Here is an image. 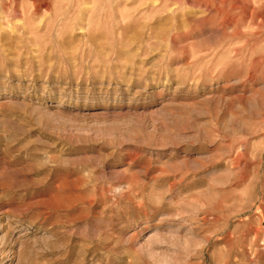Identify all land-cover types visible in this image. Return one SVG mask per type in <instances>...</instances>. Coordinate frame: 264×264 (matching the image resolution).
I'll return each mask as SVG.
<instances>
[{"label":"rangeland","instance_id":"374dc122","mask_svg":"<svg viewBox=\"0 0 264 264\" xmlns=\"http://www.w3.org/2000/svg\"><path fill=\"white\" fill-rule=\"evenodd\" d=\"M0 264H264V0H0Z\"/></svg>","mask_w":264,"mask_h":264},{"label":"bare ground","instance_id":"6f19581e","mask_svg":"<svg viewBox=\"0 0 264 264\" xmlns=\"http://www.w3.org/2000/svg\"><path fill=\"white\" fill-rule=\"evenodd\" d=\"M234 5V4H233Z\"/></svg>","mask_w":264,"mask_h":264}]
</instances>
